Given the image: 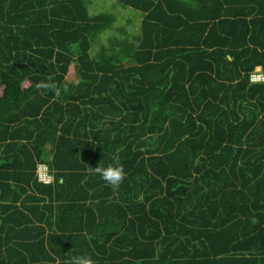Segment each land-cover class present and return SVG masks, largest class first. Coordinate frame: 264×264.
<instances>
[{"label":"trees","instance_id":"trees-1","mask_svg":"<svg viewBox=\"0 0 264 264\" xmlns=\"http://www.w3.org/2000/svg\"><path fill=\"white\" fill-rule=\"evenodd\" d=\"M93 1L0 0V264H264V0Z\"/></svg>","mask_w":264,"mask_h":264},{"label":"clouds","instance_id":"clouds-1","mask_svg":"<svg viewBox=\"0 0 264 264\" xmlns=\"http://www.w3.org/2000/svg\"><path fill=\"white\" fill-rule=\"evenodd\" d=\"M259 68L262 69L261 66H259ZM260 83H264V82H260ZM91 170L94 171L95 173H98L109 185L113 187V189L119 187L120 183L122 182L125 176L123 166L119 163L109 164L107 167H102L98 165L94 168L92 167ZM71 262L72 264H94V261L87 255L74 256L71 258Z\"/></svg>","mask_w":264,"mask_h":264},{"label":"rangeland","instance_id":"rangeland-1","mask_svg":"<svg viewBox=\"0 0 264 264\" xmlns=\"http://www.w3.org/2000/svg\"><path fill=\"white\" fill-rule=\"evenodd\" d=\"M99 11L111 12L116 14L117 15L116 22L118 24H123V22L126 21L124 17H129V16L133 19L135 25L137 24L136 12H133L131 8H125L121 5L115 4L113 0H94L90 5V12L94 14ZM252 72L255 71L253 70Z\"/></svg>","mask_w":264,"mask_h":264},{"label":"built area","instance_id":"built-area-1","mask_svg":"<svg viewBox=\"0 0 264 264\" xmlns=\"http://www.w3.org/2000/svg\"><path fill=\"white\" fill-rule=\"evenodd\" d=\"M255 72H250V81L255 83L264 82V71L261 68H255ZM37 178L42 182H50L53 179V175L49 166L46 163H39L37 166Z\"/></svg>","mask_w":264,"mask_h":264},{"label":"crops","instance_id":"crops-1","mask_svg":"<svg viewBox=\"0 0 264 264\" xmlns=\"http://www.w3.org/2000/svg\"><path fill=\"white\" fill-rule=\"evenodd\" d=\"M112 199H114L115 200V198H112ZM115 202H118L117 200H115ZM111 209H113L114 211H116L117 213H115V214H117L118 215V213L119 212H121L122 210H123V206H120V205H118L117 207H110ZM109 208V209H110ZM156 210H158V212H160L162 209H164V208H162V207H160V206H158L157 208H155ZM119 217H123V215L122 216H119ZM134 228H136V227H134Z\"/></svg>","mask_w":264,"mask_h":264}]
</instances>
